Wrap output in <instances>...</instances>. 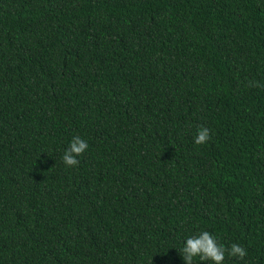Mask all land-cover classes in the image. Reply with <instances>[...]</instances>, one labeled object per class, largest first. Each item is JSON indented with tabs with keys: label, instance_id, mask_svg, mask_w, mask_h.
Listing matches in <instances>:
<instances>
[{
	"label": "trees",
	"instance_id": "16d2710c",
	"mask_svg": "<svg viewBox=\"0 0 264 264\" xmlns=\"http://www.w3.org/2000/svg\"><path fill=\"white\" fill-rule=\"evenodd\" d=\"M202 231L264 264V0H0V264H185Z\"/></svg>",
	"mask_w": 264,
	"mask_h": 264
},
{
	"label": "clouds",
	"instance_id": "9594fccd",
	"mask_svg": "<svg viewBox=\"0 0 264 264\" xmlns=\"http://www.w3.org/2000/svg\"><path fill=\"white\" fill-rule=\"evenodd\" d=\"M258 86V85H257ZM211 139V130L201 127L194 137V143L204 144ZM89 145L79 136L72 139L68 149L62 156V162L66 167H77L80 163L78 157L83 155ZM185 264H194V258L200 261L212 262V264H224L226 255L240 260L245 259L247 250L238 243H232L230 247L218 242L216 236L208 231H202L195 236L186 239L184 247L180 249Z\"/></svg>",
	"mask_w": 264,
	"mask_h": 264
}]
</instances>
